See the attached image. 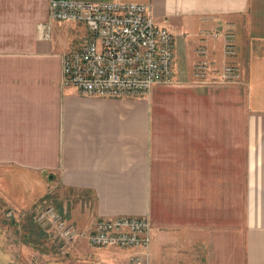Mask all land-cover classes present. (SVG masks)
<instances>
[{
    "label": "crops",
    "instance_id": "0c3cea01",
    "mask_svg": "<svg viewBox=\"0 0 264 264\" xmlns=\"http://www.w3.org/2000/svg\"><path fill=\"white\" fill-rule=\"evenodd\" d=\"M132 1L172 32L173 80L99 96L62 81L83 23L53 20L44 38L49 0H0V264H264V0ZM118 214L149 217L146 256L88 243Z\"/></svg>",
    "mask_w": 264,
    "mask_h": 264
},
{
    "label": "built area",
    "instance_id": "2783aa9c",
    "mask_svg": "<svg viewBox=\"0 0 264 264\" xmlns=\"http://www.w3.org/2000/svg\"><path fill=\"white\" fill-rule=\"evenodd\" d=\"M53 20L81 22L87 32L77 46L63 53L62 81L75 85L82 93L119 96L125 92H148L154 83L173 80L174 42L172 32L154 23L149 3L132 0H49L48 19L38 24L44 38L51 36ZM224 52L235 53L234 30L228 23L224 31ZM201 56L194 65L198 80L206 79L208 61L205 44L197 46ZM237 66L226 63L221 79L232 81ZM47 215L66 237L74 227L66 223L52 207ZM150 221L147 215L118 214L101 216L87 232L91 246L149 245Z\"/></svg>",
    "mask_w": 264,
    "mask_h": 264
},
{
    "label": "rangeland",
    "instance_id": "374dc122",
    "mask_svg": "<svg viewBox=\"0 0 264 264\" xmlns=\"http://www.w3.org/2000/svg\"><path fill=\"white\" fill-rule=\"evenodd\" d=\"M81 36H80V34L77 32V30H72L71 32H70V34H69V37H68V39L70 40V41H75V40H77L78 38H80ZM5 210V208H4V206H2V212ZM144 253H145V256L147 255L146 253H147V249H145V251H144ZM131 259V258H130ZM132 261V260H131ZM137 261V260H136ZM132 263V262H131Z\"/></svg>",
    "mask_w": 264,
    "mask_h": 264
}]
</instances>
